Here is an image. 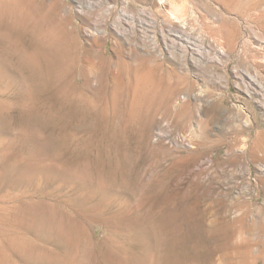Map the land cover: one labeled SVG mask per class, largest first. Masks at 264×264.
<instances>
[{
    "label": "rangeland",
    "instance_id": "1",
    "mask_svg": "<svg viewBox=\"0 0 264 264\" xmlns=\"http://www.w3.org/2000/svg\"><path fill=\"white\" fill-rule=\"evenodd\" d=\"M263 58L264 0H0V264H264Z\"/></svg>",
    "mask_w": 264,
    "mask_h": 264
},
{
    "label": "bare ground",
    "instance_id": "2",
    "mask_svg": "<svg viewBox=\"0 0 264 264\" xmlns=\"http://www.w3.org/2000/svg\"><path fill=\"white\" fill-rule=\"evenodd\" d=\"M263 65H262V71L264 72V58H263ZM127 65V64H126ZM127 67H128V65H127ZM136 71L138 72V73H140L139 72V70L138 69H136ZM141 74V73H140ZM263 74V73H262ZM263 78H264V75H263ZM135 83H136V87L134 88V90L137 92V93H139V92H141L142 90H141V88H142V84H143V78L140 76V75H136V78H135ZM263 83H264V81H262ZM113 98V97H112ZM262 105H264V103H262ZM258 128V133L256 134V138H255V140H254V149H255V151H259V150H264V127H261V126H257Z\"/></svg>",
    "mask_w": 264,
    "mask_h": 264
}]
</instances>
